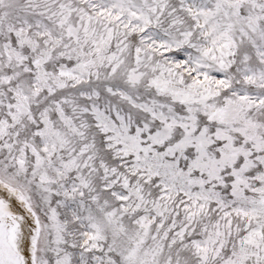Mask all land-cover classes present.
<instances>
[{
	"label": "rangeland",
	"instance_id": "rangeland-1",
	"mask_svg": "<svg viewBox=\"0 0 264 264\" xmlns=\"http://www.w3.org/2000/svg\"><path fill=\"white\" fill-rule=\"evenodd\" d=\"M0 183L32 264H264V0H0Z\"/></svg>",
	"mask_w": 264,
	"mask_h": 264
},
{
	"label": "bare ground",
	"instance_id": "bare-ground-1",
	"mask_svg": "<svg viewBox=\"0 0 264 264\" xmlns=\"http://www.w3.org/2000/svg\"><path fill=\"white\" fill-rule=\"evenodd\" d=\"M19 194L0 183V264H32L34 225Z\"/></svg>",
	"mask_w": 264,
	"mask_h": 264
}]
</instances>
